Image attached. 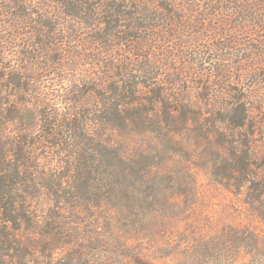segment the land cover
<instances>
[{
    "label": "trees",
    "instance_id": "16d2710c",
    "mask_svg": "<svg viewBox=\"0 0 264 264\" xmlns=\"http://www.w3.org/2000/svg\"><path fill=\"white\" fill-rule=\"evenodd\" d=\"M259 138L264 0H0V264H264Z\"/></svg>",
    "mask_w": 264,
    "mask_h": 264
},
{
    "label": "rangeland",
    "instance_id": "374dc122",
    "mask_svg": "<svg viewBox=\"0 0 264 264\" xmlns=\"http://www.w3.org/2000/svg\"><path fill=\"white\" fill-rule=\"evenodd\" d=\"M256 143V150L263 152L264 143L261 139ZM233 196L225 190L212 186L204 176L199 179V201L197 205L200 222L217 221L222 217L224 209L233 200Z\"/></svg>",
    "mask_w": 264,
    "mask_h": 264
}]
</instances>
